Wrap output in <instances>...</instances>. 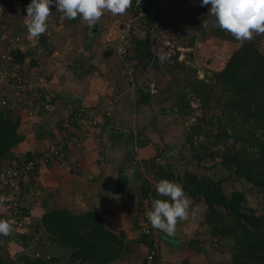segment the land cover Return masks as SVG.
<instances>
[{
    "label": "rangeland",
    "instance_id": "rangeland-1",
    "mask_svg": "<svg viewBox=\"0 0 264 264\" xmlns=\"http://www.w3.org/2000/svg\"><path fill=\"white\" fill-rule=\"evenodd\" d=\"M30 3L31 0H0V26L5 29V33L2 34H19L23 37L21 47L23 53H27L24 63L25 67L31 66V59L36 58L38 65L36 69L42 67L45 71L47 70L46 67H48L47 62L53 58L54 52L52 50V53L47 55L48 45L45 44L43 46L39 39L37 44L33 46V39L29 38L28 29H23V27H26L24 25V18L27 15L26 8ZM210 7L211 5L201 7V0H155L154 8L149 12L134 17L130 9L125 14L116 16L105 11L99 22L94 26H89L79 17L76 18L74 24L66 18L62 22L60 20L61 13L56 12L57 10L53 5L50 6L51 15L47 21L48 27L46 32L42 34V37H47V43H49V40L53 42L54 49H58V45H56L58 41L67 40L66 35H64L65 32L70 37L64 42L65 44L67 43L69 52L68 50V53L66 50L64 51L62 57L59 58L58 64H55L57 68H53L54 75H51L55 76V80H59L65 86L68 84L67 81L65 83V76H67L63 65L65 62L76 66L74 64L75 61L82 59L84 63L81 66L84 69L85 66L89 68L87 64H92L93 66L97 61L98 63L105 62L104 64L106 65L111 63L114 66L115 77L120 81V83L118 82V89L128 90L118 103L117 100L114 102V107L117 109V106H123L126 102V110L129 114L127 128L129 130L132 129L131 131L136 135H132L131 137H135L136 142L147 145L153 151L147 158L140 160H143V166L146 159L148 160V165L154 163L152 170H156L157 168L153 172L154 174H145L144 177L139 173L140 176L138 177L135 171L132 173V175L136 174L135 181L138 183L139 194L148 191L151 185L157 184L160 178L155 176V174L158 173L161 165H163V168H167L168 173H175L181 178L179 180L176 178L173 181L181 186L186 172L193 173L198 178H211L213 183L220 187L227 198H230L235 192H240L245 196L246 200L240 204V212L262 218L261 223L256 227L247 225L248 229L256 230L259 236H261V233L264 234V187L246 183L241 178L237 179L233 171L223 169L221 158L216 156V151H218L217 146L207 148V153L212 152L215 154V160L208 155L202 159H193L192 154L196 152L200 153L202 157L203 149L199 148L200 145L210 146L208 144L209 138L205 135H195L190 141L187 140L189 134L192 132L191 128L196 126H200L202 130H205L206 133L214 137L220 136L224 127H226L228 134L231 135L233 133L234 129L228 127L230 126L229 119L235 116L236 113L230 107L224 108L222 106L224 100L223 96H221V87L215 85L209 96L208 108L199 107L201 105L200 101L194 99L192 101L193 110L189 116L176 115V113L174 115L173 112L176 110L171 107L172 104L169 100L164 104L156 102L151 108L135 104V94L138 89L148 92L151 97H155L156 101L161 102V99L171 94L173 89H180L179 80L184 77H196L198 80L211 83V85L212 82L214 83L211 71L220 70L224 61L238 45H232L212 36L211 23L213 18L208 14ZM144 15L152 17L151 20L153 19L150 38H152L154 44L152 42L151 52L156 53V40H170L174 47H182V50L179 52V55H182V57L178 61L185 63L186 72H182V70L177 68L174 61L171 63H167V61L161 62L154 55L148 60L147 69L142 70L133 67L131 70H127L122 66L115 54H105V49L108 48L104 46L105 37L108 32L110 31L117 35L120 31H124L126 24H132L134 29L139 26V17ZM56 20H60L59 22L60 24H64V28L61 27L59 30L52 29L49 22H55ZM205 21H208V23L205 24ZM57 24L55 28L59 27V24ZM22 25L24 26L22 27ZM197 25L200 26L198 31H196ZM67 26H74V28L68 29ZM137 36L139 38L145 37L144 27L138 30ZM111 38H114V35ZM253 39L259 51L264 54V34H254ZM62 65L63 67H61ZM43 77L46 78L45 76ZM131 79L135 83L134 88H132ZM112 96L113 93L109 94V97ZM14 97L16 98V96ZM188 98L192 100V94L189 93ZM12 100L16 99L12 98ZM106 112L108 113L107 110ZM50 113V111H43L42 116H40L42 120H45L47 123L49 122L50 126L54 125L56 120H66L69 115L66 111L55 112L53 115H50ZM22 119L24 121L31 120L27 116H23ZM120 119L123 120L122 117ZM236 135L238 136V131ZM235 137L231 136L227 139V144L233 146L231 151L227 150L230 153L239 151L243 145V142L237 141L235 143ZM212 140L213 138L210 141ZM190 142L193 143L192 146L189 145ZM125 146L129 147V144ZM219 147H222V145ZM248 148L249 144L245 145V151ZM249 150H251L249 151V157H258L256 148L253 150L249 148ZM215 164L216 166H214ZM165 165L168 167H165ZM32 182H27L30 189L34 187ZM108 188L106 187L105 189ZM21 190L20 205L26 211H29L27 208H35L34 203L36 206L39 205L38 208L34 209L35 212L33 211L37 216H33V219H28V222L26 221L27 226L23 230H12L11 234L7 237L0 235V247L4 246L5 249L3 251H5V254L8 253V256H4L5 254H1L0 251V258L4 256L3 259H0V261L2 260L0 264H26L25 259L22 258L23 256L28 257L30 262L41 259L44 261V264H72L67 256L69 252L63 249L62 246L50 241L49 234L42 226H39V230L37 231L35 229L36 225H41L42 216L48 210L55 209L57 206H52V203L50 205L49 203L46 204L45 197L37 198L35 195L24 201V187ZM135 191L132 190L130 193L133 194ZM104 192L107 191L105 190ZM25 193L29 194L28 191H25ZM126 196L124 195L128 206L132 207L130 205L131 202H129L130 200L128 201V197ZM190 198L192 203L189 209V219L183 222L178 221L175 235L168 236L162 231L153 237V242L159 248L158 264H185V262L188 264H229L233 258L235 240L223 230L227 228L231 229L237 225L235 217L228 215L220 206L216 207V212L219 214V224H217L219 230H216L213 234V225L205 223L204 211L206 207L203 202L204 200L198 197L194 198L190 196ZM105 200L107 203H103L101 206L96 205L94 210L102 214L101 209L109 206L108 201L110 199ZM116 201L119 204L120 202L125 203L124 200L119 201L117 199ZM132 202L136 205V210L140 211L147 206L148 198L139 195L137 199V195H134ZM113 208V205L109 207L113 212L112 218L120 219L118 228L114 232L119 233L120 230H123L126 233L125 238L128 242L124 244L125 247L120 251L119 257L114 262L108 264H148L144 260L149 251L147 246L138 245L136 242L138 233H132L129 230L130 226L125 215L127 211L129 212L128 208ZM136 213L138 212H135L134 216ZM130 214H132L131 211ZM102 219L105 223L111 221L110 217L107 219L105 216H102ZM241 222L244 223L243 220ZM125 224L127 226L124 227ZM49 259H54V261H50Z\"/></svg>",
    "mask_w": 264,
    "mask_h": 264
},
{
    "label": "trees",
    "instance_id": "trees-1",
    "mask_svg": "<svg viewBox=\"0 0 264 264\" xmlns=\"http://www.w3.org/2000/svg\"><path fill=\"white\" fill-rule=\"evenodd\" d=\"M154 5L155 0H140V3L138 0H133L129 9L135 17L153 10ZM151 18L152 17H148L147 15L139 17V26L134 28L131 34V47L125 59L136 69H147L148 60L154 55L151 52V45L153 42L152 38H150V30L153 24V19L151 20ZM58 21L59 20L55 21V25ZM74 22H76V19L71 20L72 24H74ZM143 27L145 29V37L139 38L137 32ZM199 29L200 26L197 25L196 31ZM211 33L212 36L221 41L231 43L232 45H238L224 61L220 70L211 71L212 78L214 79L212 85L211 83L198 80L196 77H184L179 80V85H181L180 89H173L171 94L161 99V102L156 101L155 97H151L148 92H143L141 89H138L135 94V104L151 108L156 102L158 104H164L169 100L172 104L171 107L176 110L173 112L174 115L176 113V115L189 116L193 110L192 101H194V99L200 101L201 105L199 107L208 108L209 96L215 88V85L221 87V96H223L224 100L222 106H224V108L230 107L236 113L235 116L229 119L230 126L228 127L234 129L233 133L231 135L228 134L226 127H224L220 136L214 137L206 133L205 130H202L200 126L191 128L192 132L187 138L188 141L195 135H205L209 138L208 144L210 145L208 147L200 145L199 148L203 149L202 157L200 153L196 152L192 154V158L202 159L208 155L215 160L214 158H216V156L220 157L223 169L233 171L237 179L241 178L246 183L252 184L253 186L264 187V54L259 51L254 39L250 42L241 44L229 33L221 31L218 27L213 26L211 28ZM46 38L47 37H42V35L39 37L43 46L45 44L48 45V39L46 40ZM51 50L52 48L49 54L52 53ZM109 53L112 54V51L110 50ZM109 53L106 52L105 54ZM49 54L47 53V55ZM11 55L13 56L14 63L24 69L25 72L37 66V59L32 58L30 63L31 66H29L30 68L25 67L24 63L27 53L24 54L18 49H13ZM177 55L173 58L174 64L177 65V68L182 70V72H186L185 63L183 61H178ZM4 93L5 92L0 91V98L4 96ZM189 93L193 96L192 100L188 98ZM24 100V98L12 100L10 97L8 99L10 105H0V169L4 166L10 169H19L23 167L24 163L29 161L32 156H40V153L38 154L37 151L36 153L35 151L27 152L21 157L12 156L13 148L24 140V136L20 132V124L22 117L24 115L28 117V113L24 112L25 108L17 110L15 107L23 106L22 102ZM28 108H26V111ZM75 110L76 107H74V111L72 112L75 113ZM42 112H38L39 115L35 114L33 117H40ZM63 123L64 120H60L59 123L57 122L56 127L58 129H56L58 130L57 135L59 134L60 137L63 136V138H65L69 136V133H65L62 126ZM237 131L238 136L236 135ZM53 136L54 134H52L51 142H56L57 139L55 137L53 140ZM231 136L235 137V143L237 141L240 143L243 142L242 148L234 153L227 151H231L233 147L227 144V139ZM212 138L213 140L210 141ZM127 139L129 140H126V144H130V146L127 147L124 157V163L126 165L124 164L125 166H121L117 173L115 190L119 193H123V195H127L126 197H128L131 202L130 205L133 207L135 205L132 201L136 191L133 194L130 192L134 190L136 174L138 177L140 176L139 174H142L144 177L145 174H154L153 172L156 171L157 168L156 170H152L154 163L148 165V160H144L143 166V160L138 159L136 156L137 148L146 145H142L138 142L133 143V137L131 136L127 137ZM42 143L43 142L40 144ZM247 144H249V148H252V150L254 148L257 149V158L248 156L251 150L248 148V150L245 151V145ZM189 145L192 146L193 143L190 142ZM220 145H222V147H219ZM215 146L218 147L216 156H214L215 154L212 152L207 153V148H214ZM192 149L194 148L192 147ZM127 166L131 169L130 174L125 173ZM166 166L167 165H165V167ZM214 166H216V164ZM134 171L137 173L132 175ZM159 171L155 174V176L160 178L158 182L161 179L170 181H174L176 178L177 180L181 179L175 173H168L167 168H163V165L160 166ZM31 176L32 174L22 176L20 180H18L16 187L0 185V195L7 198L4 203L0 205V220H6V218L12 216H20V219H25L29 216V211H26V209L20 205L19 200L20 194L22 193L21 189ZM182 187L191 197H198L204 200L203 202L206 207L204 211L205 223L213 225V227L211 226L213 234L216 230H219L217 226V224H219V214L216 212V207L220 206L228 215L235 217L237 225L233 226L231 229L227 228L223 230L235 240V247L232 254L233 258L229 264H264V234L261 233V236H259L256 230L247 228V225L256 227L261 223L262 218L240 212V204L246 200L242 193L235 192L230 198H227L220 187L213 183L211 178H198L197 175L190 172L184 174ZM155 188L156 184H153V186L151 185L149 187L148 191H144L141 194L137 192L141 197L146 196V198H148L147 205L149 211L151 210V201L153 198L167 199L166 197H158ZM13 204H17V206L15 207ZM142 210H137L138 213L128 219L131 222L129 230L132 233H138H136V242L138 245H144L150 249L153 243V237L141 231L143 225L138 214H140ZM102 216L104 215L92 208L88 211L75 214L65 208L56 207L55 209L48 210L42 216V220L40 221L41 225H36L35 229L37 231L39 230V226H42L49 234L50 241L62 246L63 249L69 252L67 256L72 264H108L114 262L119 257L120 251L125 247L124 244L128 241L125 238L126 233L123 230L119 233L110 230L107 223L103 221ZM241 220H243L244 223L241 222ZM24 227V225L19 228L15 227L13 231L23 230ZM221 233L223 232L221 231ZM4 249V246L0 247L1 254H5V251H3ZM4 256H8V253ZM4 256L0 259H3ZM22 258L25 259L26 264H44V261L41 259L30 262L28 257L23 256ZM49 260L54 261V259ZM144 260L145 263H148L146 258ZM0 262H2V260ZM185 264L188 263L185 262Z\"/></svg>",
    "mask_w": 264,
    "mask_h": 264
},
{
    "label": "crops",
    "instance_id": "crops-1",
    "mask_svg": "<svg viewBox=\"0 0 264 264\" xmlns=\"http://www.w3.org/2000/svg\"><path fill=\"white\" fill-rule=\"evenodd\" d=\"M59 21L58 23H60ZM49 23L52 29L59 30L61 27L64 28V24H59V27L57 26L55 28V22L50 21ZM24 25H26V22ZM24 25H22V27ZM67 27L68 29L74 28V26ZM23 29H27V27H23ZM64 35H66L67 40L70 38L66 32ZM67 40L63 39L62 41H58V44L56 43L58 49H54L53 42L49 40L48 54L52 48L54 52L52 55L53 58L49 59V62H47L48 67H46V69L48 71H44L42 67L38 69L40 74L45 76L47 81L50 82L52 90L57 94L49 110L51 112L50 115L61 111H66L68 112L67 114H70L74 111V107L82 104L92 115L100 117L102 119V124L92 129L85 137L84 142L72 146L64 157L55 159L45 168L35 170L32 176L29 177L23 185L24 201H27L29 197L32 198L33 195L37 198L45 197L46 204L49 203L50 205V203H52V206L62 207L78 214L88 211L91 208L94 209L96 205L101 206L103 203H107L105 199H110L108 201L109 206L105 208L101 207V212L107 219L109 217L111 218V221H108L107 225L110 230L114 231L118 228L120 219L117 220L116 218H112L113 212L109 209L111 205L114 206L113 209L118 207L123 209L126 207L128 208L129 212L127 211L125 215L129 226L131 222L128 219L130 217L132 218L135 212H137L136 205L133 207L128 206V202L125 200L123 193H119L115 190L117 173L121 166L126 165L124 163V157L127 149L125 145H128L126 144V140H129L127 137L132 135L136 136L135 133L131 131L132 129L129 130V128H127L129 114L126 110V102L123 106H117V109L114 107V102L117 100L118 103V101L126 95L125 93H127L128 90L118 89V82L120 83V81L115 77L116 74L113 71L114 66H112L111 63L106 65L104 64L105 62L98 63V61L93 66L92 64H87L89 68L85 66V69L81 66L84 63L82 59H77L75 61L74 64L76 66L73 65L74 68L72 65H69L68 62H65L63 63L65 67L64 70H66L65 74L67 75L65 76V83L67 81L68 84L65 86L62 82L60 83L59 80L56 81L55 76L51 75H54L53 68H57L55 64H58L59 58L62 57L65 50L66 52L68 50L67 43H64ZM120 63L124 67L122 61H120ZM63 65L61 67H63ZM37 67L38 65L32 69L37 70ZM110 90L112 91L110 92ZM112 93L113 96L109 97V94ZM104 99L105 101L103 102ZM120 117H122L123 120H121ZM41 118H37L36 116L30 117L31 120H21L20 132L24 136V140L13 148V157H21L23 154L33 151H35V153L37 151L39 154L46 149L48 150L53 145L54 142H51L52 134H54V140L58 132L56 125L57 122L59 123L60 119L56 120L54 125L50 126L49 122L47 123ZM30 134H32V136H30ZM41 142L43 143L40 144ZM133 143H136L135 137L133 138ZM152 153V149L147 145L137 148L136 150L138 159L147 158L149 154L151 155ZM130 170V167L127 166L125 173L130 174ZM27 182H32L34 186L31 187L32 190ZM137 186L138 183L136 182L134 186L136 192L134 195L138 196L139 194H137V192H139V189ZM106 187L109 188L105 189ZM105 190L107 192H104ZM25 191H28L29 194H26ZM117 199L119 201L124 200L125 203L120 202L119 204L116 201ZM38 206L34 203L35 208H27L29 209V216L25 218L24 226H27L26 221L28 222V219H33V216H37V214H34V209L38 208ZM130 211L132 214H130ZM125 226L127 225L125 224L124 227ZM121 231L122 230L119 232Z\"/></svg>",
    "mask_w": 264,
    "mask_h": 264
},
{
    "label": "built area",
    "instance_id": "built-area-1",
    "mask_svg": "<svg viewBox=\"0 0 264 264\" xmlns=\"http://www.w3.org/2000/svg\"><path fill=\"white\" fill-rule=\"evenodd\" d=\"M132 31L133 25L126 24L124 31H120L117 35L109 31L105 37L104 46L108 47L105 49V52L111 50L112 53L122 61L124 68L127 70H131L134 67L125 59V56L131 47ZM2 33H5V29L0 26V87L1 91L5 92L4 96L0 98V105H10L8 103L10 97L16 100H18V98H24L25 100L22 102L23 106L15 107L17 110L25 108L24 112L28 113V117H33V115L38 114V112L49 111L57 95L55 91L52 90L50 82L40 74L38 69H31L30 71L25 72L24 69L14 63L13 56L11 55L13 49H18L23 53L21 47L23 37L19 34L5 35ZM112 34L114 35V38H111V36H113ZM37 42V39H33L32 45H36ZM155 47L156 53H152L156 58H158L163 52L168 55V59L165 60L167 63L173 62V58L177 54V59L181 60L182 55H179V52L182 50V47H174L170 40H156ZM27 68L30 67L27 66ZM131 85L132 88H134V81ZM14 96H16V98ZM26 108H28L27 111ZM75 111V113L71 112L62 124L65 133L68 132L69 136L63 138V136L60 137L58 134L56 142H54L48 150L46 149L42 151L38 157L32 156L30 160L24 163L23 167L19 169H10L7 166L2 167L0 169V185L16 187L18 180H20L22 176L32 174L37 169L47 167L55 159H61L65 156L67 151L72 148V146L84 142L88 133L98 125L102 124V119L92 115V113L82 104H79ZM13 205L15 207L17 206V204ZM148 211L149 208L147 205L145 209L138 214L143 225L141 231L150 235V237H154V235L160 234L162 231L152 228L147 217ZM6 220L15 221L13 230L15 227L19 228L23 225V219H20V216H12L6 218ZM148 250L146 256L148 264H158V260L156 259L158 256V247L155 242L152 243L151 248Z\"/></svg>",
    "mask_w": 264,
    "mask_h": 264
},
{
    "label": "clouds",
    "instance_id": "clouds-1",
    "mask_svg": "<svg viewBox=\"0 0 264 264\" xmlns=\"http://www.w3.org/2000/svg\"><path fill=\"white\" fill-rule=\"evenodd\" d=\"M132 2L133 0H31L24 19L29 38L38 40L47 30L50 6L54 5L56 12L61 13V20L79 17L89 26H94L105 11L114 16L123 15ZM207 5H211L208 14L213 18L212 26L226 31L241 44L250 42L254 34H264V0H201V7ZM158 58L163 62L168 59V55L162 52ZM155 190L158 197L167 199H152L151 210L147 212L148 221L152 228L174 236L178 221L189 219L191 198L180 184L167 179H161ZM6 199L0 196V205ZM22 219L25 223V219ZM14 224V220H0V235L9 236ZM158 256L156 259L159 261Z\"/></svg>",
    "mask_w": 264,
    "mask_h": 264
}]
</instances>
